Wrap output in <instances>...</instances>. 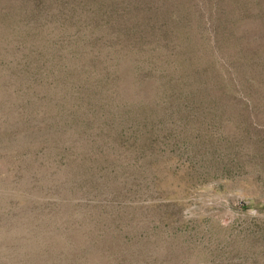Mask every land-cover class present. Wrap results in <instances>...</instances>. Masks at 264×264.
<instances>
[{"label":"rangeland","instance_id":"1","mask_svg":"<svg viewBox=\"0 0 264 264\" xmlns=\"http://www.w3.org/2000/svg\"><path fill=\"white\" fill-rule=\"evenodd\" d=\"M0 264H264V0H0Z\"/></svg>","mask_w":264,"mask_h":264}]
</instances>
